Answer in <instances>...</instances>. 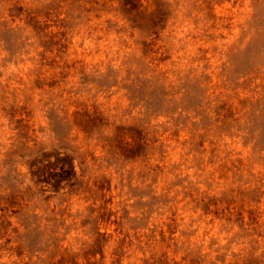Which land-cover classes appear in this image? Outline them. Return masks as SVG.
I'll use <instances>...</instances> for the list:
<instances>
[{"label": "rangeland", "instance_id": "obj_1", "mask_svg": "<svg viewBox=\"0 0 264 264\" xmlns=\"http://www.w3.org/2000/svg\"><path fill=\"white\" fill-rule=\"evenodd\" d=\"M0 264H264V0H0Z\"/></svg>", "mask_w": 264, "mask_h": 264}]
</instances>
